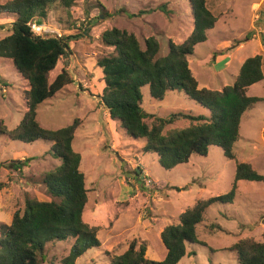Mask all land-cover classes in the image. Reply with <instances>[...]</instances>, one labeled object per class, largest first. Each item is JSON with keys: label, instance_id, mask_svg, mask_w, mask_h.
<instances>
[{"label": "rangeland", "instance_id": "1", "mask_svg": "<svg viewBox=\"0 0 264 264\" xmlns=\"http://www.w3.org/2000/svg\"><path fill=\"white\" fill-rule=\"evenodd\" d=\"M206 6L216 22L187 60L199 87L220 90L233 83L246 57L264 54V0H206ZM12 21L0 15V39L10 33ZM40 22L63 35L81 33L70 41V55L49 74L51 82L64 65L73 82L40 103L36 117L48 129L77 118L81 121L72 147L81 155L87 189L82 218L98 228L101 245L88 249L75 264H109V257L122 253L132 239L144 240L145 256L160 261L165 255L160 240L164 226L176 223L179 214L198 199L227 193L237 163L247 162L264 175V100L242 114L233 159L210 146L206 155L192 154L188 162L169 170L159 165L154 153L142 152V140L128 137L99 103L104 82L96 60L112 52L102 43L101 32L111 27L125 29L142 46L144 38L154 36L158 55H165L169 39L179 44L192 31L188 0H75L68 12L53 7ZM26 89L27 81L11 61L0 58V119L8 130L19 123L26 109ZM140 93L141 107L149 114L166 116L183 110L208 115L207 109L182 92H167L162 100L150 97L147 86ZM247 94L264 99V78L249 86ZM145 121L150 123L151 118ZM187 124L182 119L166 130ZM50 146L44 140L23 143L0 136V161L32 158L20 171L0 168V182H8L0 189V222L9 224L13 213L23 210L25 197L50 199L41 182L43 173L59 164L48 153ZM209 224L215 225L213 229ZM263 232L264 182L238 180L232 203L211 204L196 225L197 240L205 245L186 243V254L177 264H239L231 245L245 238L264 241ZM72 242L71 238L47 242L38 255L40 264H64Z\"/></svg>", "mask_w": 264, "mask_h": 264}, {"label": "trees", "instance_id": "2", "mask_svg": "<svg viewBox=\"0 0 264 264\" xmlns=\"http://www.w3.org/2000/svg\"><path fill=\"white\" fill-rule=\"evenodd\" d=\"M75 0H9L0 3V15L12 17L10 33L0 39V58L11 61L15 70L27 81L24 91V110L19 123L8 130L0 119V136L10 140L31 143L44 140L51 143L48 153L59 164L43 173L41 182L50 199L25 197L24 208L16 210L9 224L0 222V264H40L38 255L47 242L71 238L73 242L64 264H75V259L90 248H98V228L88 225L82 218L87 201L85 176L80 169L81 155L74 151L72 141L81 124L72 123L48 129L37 120V107L73 82L63 65L49 82V74L57 62L70 53V41L81 33L61 37L34 35L27 25L31 19L43 20L51 8L68 12ZM193 28L179 44L168 40L165 55H158L159 43L154 36L143 39L125 29L111 27L101 32L100 38L112 52L96 60L104 87L99 103L112 120L118 121L124 133L132 140H142V152L154 153L159 165L172 169L188 162L192 154L206 155L210 146H217L223 156L233 159L234 143L238 140L242 114L256 102L264 100L250 96L247 89L264 78V54L246 57L239 66L234 81L220 90L199 87L188 65L187 57L194 53L195 45L206 41V31L213 28L216 16L206 6V0H188ZM248 40V38H247ZM264 40V36H263ZM148 87L149 96L162 100L167 92H182L188 99L208 111V115H194L178 110L158 116L146 113L141 107L140 89ZM150 117V123L145 118ZM182 119L188 124L181 128L166 127ZM32 158L0 161V168L22 170ZM238 180L264 182V175L247 162L235 166L230 190L222 195L198 199L178 216L176 223L164 226L160 240L165 247L162 260L145 256L144 240L132 239L127 248L109 257V264H177L186 254V243L198 241L196 225L205 210L213 203H232ZM8 182L1 181L0 189ZM209 224V229H213ZM216 227H219L216 224ZM264 239V232L262 233ZM239 264H264V241L239 239L231 245ZM212 252L213 250L210 249Z\"/></svg>", "mask_w": 264, "mask_h": 264}, {"label": "built area", "instance_id": "3", "mask_svg": "<svg viewBox=\"0 0 264 264\" xmlns=\"http://www.w3.org/2000/svg\"><path fill=\"white\" fill-rule=\"evenodd\" d=\"M27 25L29 26V30L36 36L61 37L63 35L58 29H51L49 26L47 27L45 23L38 22L34 19L29 20Z\"/></svg>", "mask_w": 264, "mask_h": 264}, {"label": "clouds", "instance_id": "4", "mask_svg": "<svg viewBox=\"0 0 264 264\" xmlns=\"http://www.w3.org/2000/svg\"><path fill=\"white\" fill-rule=\"evenodd\" d=\"M38 22H40V21H38ZM138 170H139V168H138Z\"/></svg>", "mask_w": 264, "mask_h": 264}, {"label": "water", "instance_id": "5", "mask_svg": "<svg viewBox=\"0 0 264 264\" xmlns=\"http://www.w3.org/2000/svg\"><path fill=\"white\" fill-rule=\"evenodd\" d=\"M138 170V169H137Z\"/></svg>", "mask_w": 264, "mask_h": 264}]
</instances>
